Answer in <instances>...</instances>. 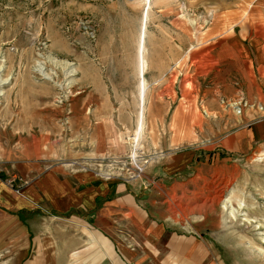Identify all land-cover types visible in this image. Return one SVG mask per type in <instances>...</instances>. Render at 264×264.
Returning <instances> with one entry per match:
<instances>
[{"label":"rangeland","instance_id":"rangeland-1","mask_svg":"<svg viewBox=\"0 0 264 264\" xmlns=\"http://www.w3.org/2000/svg\"><path fill=\"white\" fill-rule=\"evenodd\" d=\"M252 1L0 0V132L29 125L11 120L14 101L37 120L29 110L39 101L80 116V98H96L109 121L100 122L98 145L107 153L93 162L133 186L164 227L166 249L173 233L194 243L181 249L182 261L264 264V141L226 149L223 137L243 121L204 87L213 82L220 29ZM54 110L37 125L50 124L54 137L80 131V121L60 130L65 115ZM134 160L144 173L128 181ZM14 219L0 210V264H133L108 248L107 235L99 238L92 218L43 217L30 231L31 249Z\"/></svg>","mask_w":264,"mask_h":264},{"label":"crops","instance_id":"crops-1","mask_svg":"<svg viewBox=\"0 0 264 264\" xmlns=\"http://www.w3.org/2000/svg\"><path fill=\"white\" fill-rule=\"evenodd\" d=\"M239 13L238 20L227 29H220L225 31L215 39L217 67L211 87L204 86L209 91L206 95L220 99L223 110L242 106L239 116L234 109L231 111L243 124L222 139L224 147L232 151H245L264 141V116L257 107L264 105V0L244 4ZM34 104L29 112L42 117L36 120V115L24 116L25 110L14 101L11 120L27 121L29 125L6 126L0 132V210L15 218L13 225L26 227L28 249L33 246L30 231L36 233L33 227L43 217L52 215L68 221L84 217L92 218L100 239V234L107 235L108 248L122 250L133 264H196L195 255L183 261L179 258L181 249L194 245L192 239L182 242L179 236L169 233L166 249L164 227L152 223L130 183L100 177L72 163L95 164L94 159L107 153L98 148L102 137L100 122L109 121L102 118L99 100L80 98V116L69 115V111L65 114L63 107L54 110L45 101ZM53 110L55 116L65 115L60 130H72L73 123L80 121V131H61L54 137L50 124L37 125L41 120L50 123ZM13 175L29 181L22 192H16L5 182ZM117 219L127 226L118 227ZM80 234L81 245L84 229H80ZM78 253L72 254L77 257ZM28 264L42 261L32 259Z\"/></svg>","mask_w":264,"mask_h":264},{"label":"built area","instance_id":"built-area-1","mask_svg":"<svg viewBox=\"0 0 264 264\" xmlns=\"http://www.w3.org/2000/svg\"><path fill=\"white\" fill-rule=\"evenodd\" d=\"M236 106L241 108V113H242V106L241 105H236ZM72 163H75L77 166H79L80 170L93 172L96 175H98L100 177H104L106 179L113 178L109 174L110 171L112 172L111 168H106V167L103 168L102 165L89 164L87 162L86 163L85 162H72ZM132 167H133L134 172L128 181H131L134 179H139L144 173V165H143V162L141 160H134ZM0 170H1V168H0ZM112 175H115V173L113 172ZM5 182L12 189H14L16 192H22V190L29 184V181L27 179H25L21 176H18V175H13L11 177H7L5 179Z\"/></svg>","mask_w":264,"mask_h":264},{"label":"bare ground","instance_id":"bare-ground-1","mask_svg":"<svg viewBox=\"0 0 264 264\" xmlns=\"http://www.w3.org/2000/svg\"><path fill=\"white\" fill-rule=\"evenodd\" d=\"M144 37L143 38H145V30H144ZM144 65V64H143ZM144 70V69H143ZM143 73V72H142ZM144 84V88H145V82L143 83ZM145 93V92H144ZM235 110H236V112L238 113V114H240L241 113V108L240 107H238V106H235ZM112 173L113 172H109V174H110V176H112L113 178L112 179H115L114 177H117V176H114V175H112Z\"/></svg>","mask_w":264,"mask_h":264}]
</instances>
